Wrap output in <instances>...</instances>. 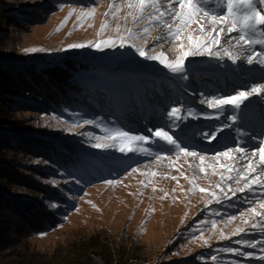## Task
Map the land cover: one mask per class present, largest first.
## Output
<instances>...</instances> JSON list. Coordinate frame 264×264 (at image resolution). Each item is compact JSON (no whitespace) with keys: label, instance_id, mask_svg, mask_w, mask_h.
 Instances as JSON below:
<instances>
[{"label":"rangeland","instance_id":"rangeland-1","mask_svg":"<svg viewBox=\"0 0 264 264\" xmlns=\"http://www.w3.org/2000/svg\"><path fill=\"white\" fill-rule=\"evenodd\" d=\"M126 3L0 0V7L10 9L6 14L11 13L26 28L21 33L10 29L8 16H3L0 9V36L7 34L5 42L0 41V62L30 74L40 71L45 77L50 66L65 68L73 76L72 83L67 81L64 86V95L68 96H58L52 102L46 93L41 95L52 93L45 82L35 87L36 92L23 89L11 94L12 101L23 100L25 106L8 107L0 102V124L5 125V133L16 135L13 143L20 150L12 165L21 171L24 183L33 181L39 189L31 192L27 187L21 194L33 198L30 210L36 211V222L46 227L28 239L31 255H38L36 260L16 252L0 264H72L84 250L96 254V262L104 264L97 254L104 247L114 254L125 248H140L139 259L122 264H264V208L260 206L264 203V159H249L236 151L235 160L216 168V175L211 176L206 167H215L219 159L226 161L233 151L228 156L217 153L237 147L245 153L256 149L236 138L233 122L230 125L220 118L209 121L213 108L201 103L206 98L220 97L235 84L245 88V80L251 85L264 83L259 63L245 69L248 66L243 58L233 66L225 55L227 49L233 56L242 57L245 47L251 46L229 42V37L236 34L221 32V43L209 49L211 55L189 56L183 73H173L158 60L140 56L129 46L132 40H126L121 48L119 37L127 36L125 29H135L134 42L143 46L147 55L165 52L175 60L182 41L190 46L185 42L190 30L201 35L200 25L206 32L213 25L205 23L207 18L194 24V18L181 40L173 41L164 21H174L166 16L155 25L147 21L135 25L131 18L125 19L129 11ZM113 4L121 9L115 18L109 8ZM91 9L95 10L91 18L78 19ZM102 24H107L103 32ZM144 26L150 28L146 36ZM222 27L216 24L218 30ZM157 36L164 37V41L157 43ZM107 39L115 40L114 46L68 47L89 41L95 45ZM28 48L42 50L25 52ZM263 101L264 97L254 110L264 117ZM29 103H37L38 109L30 108ZM173 107L181 109L177 115L184 119L167 115ZM189 112L202 117L200 124L183 135L179 129L189 121ZM158 128L199 155H185L175 145L154 136ZM216 129L225 130L226 138L214 147L194 142L197 135L206 138ZM117 130L149 139L132 142L134 151L121 152L119 139H107ZM97 144L111 146L95 147ZM52 151L57 154L54 156ZM253 163L255 168L258 166L256 171H247ZM2 165L0 171L11 166ZM201 168L207 172H201ZM238 173L256 181L250 183L251 190H229L243 185V180L240 185L236 183ZM201 188L207 191H199ZM2 215L14 217L8 211Z\"/></svg>","mask_w":264,"mask_h":264},{"label":"snow or ice","instance_id":"snow-or-ice-1","mask_svg":"<svg viewBox=\"0 0 264 264\" xmlns=\"http://www.w3.org/2000/svg\"><path fill=\"white\" fill-rule=\"evenodd\" d=\"M210 3H214V8L207 7ZM164 4H167V7H164ZM127 8L129 9L125 19L131 18L135 25H140L144 21H147L150 25H155L162 21V18L166 17L175 22V24H169L167 21H164V26L168 28V35L171 37V40H181V34L184 30L189 26V23L195 18L197 21L201 16L206 17L205 23H211L213 27L205 31L203 25L199 26V31L201 35H194L189 33L186 39L189 42V47H186L183 41L177 46L179 50V55L176 56L175 60H171L165 54V52L159 53V55H147L143 46H137L134 42L135 37V29L134 28H126L127 36L121 35L120 39V47H125L126 40H132L133 42L129 45L134 48L136 52L139 53L140 56L145 57L149 60H158L164 67L168 68L173 73H183L184 71V61L189 56H203L206 53L211 55L212 53L209 51L210 48L215 47L221 43L220 41V33L226 32L228 34L237 33L234 37H229V42L234 40L237 45H251L253 43L256 44H264V39H255L257 35L264 37V0H127L126 3ZM110 12L115 18L116 15L121 10L117 5L113 4L109 6ZM114 9V11H112ZM151 9V11H148ZM179 9V10H177ZM186 10V11H185ZM94 9L89 10L88 12H82L80 14V18H91L94 15ZM72 13H69L71 16ZM105 15H109V13H105ZM68 17H65V22ZM223 23L225 27L220 28L219 30L216 28V24ZM91 26V25H90ZM107 27V24L101 25V32ZM59 31V29H57ZM119 31V28L117 29ZM143 34L146 36L150 32V28L148 26H144L142 29ZM213 33H215V37H213ZM206 39H210V43H206ZM155 41L157 43H162L164 41V37L157 36L155 37ZM115 40L107 39L102 41H97L95 45L89 41L87 44L85 43H73L69 44V48H84L87 46H95L100 47L103 45L104 47L114 46ZM42 49L36 48H28L25 49V52H35L40 51ZM225 55H227L230 59H232L233 63H236L237 60L242 59L239 56H233L230 51L225 49ZM255 56V59H254ZM264 57V52L249 54L243 59H246L247 64L251 65L254 62L260 63L264 65V59H260ZM181 78H184L183 76ZM253 94L264 96V83L261 84H253L249 89L244 91H238L231 96H222L216 97L213 96L211 98H206L205 100H201V103H207L209 108L213 109H222L227 105H235L239 107L244 100L248 99V97ZM181 109L178 107H173L167 115L169 117H175L176 119H184L182 115H177L180 113ZM88 123H91L90 121ZM154 136L160 138L161 140L167 141L168 144L175 145L180 152H183L185 155L189 156H198V153L189 152L187 148L181 147L180 144L177 143L175 139L171 135L168 134L163 128L156 129L153 133ZM211 138H215V134H209ZM107 139L117 140L119 139L121 142L120 151H134L131 147L132 142L135 141H148V137L141 135H131L128 132L117 130L112 133ZM95 147H110L111 145H94ZM232 151L244 152L245 149L237 147L236 149L229 148L227 151L217 153L218 156H228ZM257 151L262 154V159H264V148H258ZM256 152H253L255 155ZM201 160L204 159L203 156L199 157ZM251 163V162H250ZM201 172H204L205 169L201 168ZM249 172H255L256 169L254 167L247 169ZM215 174V173H213ZM155 175V173H153ZM174 179V177H173ZM229 180L232 179L231 176L228 177ZM241 180L244 181L242 186H238L235 190L229 188L230 191H240L243 192L245 188L250 189V183L256 181H249V179L243 175L242 173H238V179L236 180L237 185H240ZM107 183L111 184L112 181H107ZM219 187V184L216 185ZM155 190V189H154ZM199 191H207L206 189H199ZM167 195V194H166ZM55 207V205H52ZM264 208V203L260 205ZM231 219H235L232 217ZM247 223V221H245ZM213 227H215V223H213ZM243 231V229H237V232ZM234 235L236 233H233ZM226 238V237H225ZM239 243V241H237ZM255 247V245H252ZM229 251H232L229 249ZM215 259V257H213ZM264 259V257H262Z\"/></svg>","mask_w":264,"mask_h":264},{"label":"trees","instance_id":"trees-1","mask_svg":"<svg viewBox=\"0 0 264 264\" xmlns=\"http://www.w3.org/2000/svg\"><path fill=\"white\" fill-rule=\"evenodd\" d=\"M0 9L3 16H8L7 23L12 25L10 29L15 28V31H19L20 33L26 29L23 24L18 23L16 17H13L11 13L6 14L10 10L8 7H0ZM6 37L7 34L1 35L0 41H3ZM46 73L47 77L42 75L40 71L30 74L29 71H23L20 67H12L9 63L0 62V102H5V105L7 104L8 107H10L9 105L11 107L16 105L25 106L23 100L21 102H16V100L12 101L11 94H14L16 90L23 89L29 90L30 92L34 89L33 92H36L35 87L38 84L41 85L42 82H45L46 85L44 86L51 87L52 89V93L49 92L47 94V92H41V95L46 93L45 97H49L51 99L50 102L57 99L58 96H68L64 95V92L66 93L64 86L67 81V84L72 83L73 76L71 75V71L65 68L58 69L50 66ZM60 80H64L65 82H60ZM73 85L75 86L74 83ZM29 106L30 108L38 109L37 103H29ZM4 128L5 125L0 124V165L4 166L2 165L4 162V164H10L11 166L5 167L0 171V260L8 258L17 252L27 255V257L29 256V260L32 261L36 260V256L38 255H31L28 239L31 234L41 233L46 227L36 222V219H38L35 214L36 211L30 210V207L32 209L34 206L33 203H35L33 198L24 197L21 192L22 190L25 191L27 187L30 188L29 190L31 192L39 189L33 181H30L28 184L24 183L22 181L21 171L19 170V172L12 165L13 163L16 164L17 160L15 159V155H18L17 153L20 150L13 143L14 139L17 138L16 135L5 133ZM55 153L57 154V152L52 151L54 156ZM21 154L24 155L25 153L22 152ZM60 158L63 159L64 157L62 156ZM45 193L47 194V192ZM23 202L24 205L21 204ZM5 211H8L9 216H14L13 219L2 215ZM11 212H13V215ZM123 250L122 252L119 250V253L114 254L110 249L104 247L97 254L101 255L104 264H122L128 261H135L140 258L138 255L141 256L140 248L135 249V251H131L130 248ZM95 259L96 254L94 256V254L87 253L84 250L79 253L78 258L72 264H99Z\"/></svg>","mask_w":264,"mask_h":264},{"label":"bare ground","instance_id":"bare-ground-1","mask_svg":"<svg viewBox=\"0 0 264 264\" xmlns=\"http://www.w3.org/2000/svg\"><path fill=\"white\" fill-rule=\"evenodd\" d=\"M213 5H214V3H213ZM214 7H215V5H214ZM177 10H179V9H177ZM203 19H206V17L201 16L197 22H193V23L194 24L202 23ZM218 24L220 27L225 26L223 23H218ZM188 27L190 28V27H192V25L189 24ZM189 33H192V30H190ZM233 34L237 35V33H233ZM255 39H264V37L257 35L255 37ZM185 42H188V41H185ZM250 46H251L252 50L250 49V47L248 48L246 46L245 47L246 50H245V52L241 58L246 57L249 54L264 52V44L253 43ZM254 59H255V56H254ZM261 59H264V57H261ZM243 60H244L243 62H246V59H243ZM228 61L230 63H232L233 66H235V64L238 63V60L236 63H233L232 59H229ZM245 64H247V63H245ZM247 66L248 67L245 69H248L250 67L249 64H247ZM227 74L231 75L232 73L229 71ZM261 76L264 78V65H263V68L261 71ZM257 78H258V76H257ZM243 85L245 88L242 89L240 86H238V84L237 85L235 84V87L233 89H231V90L226 89L225 92H223L220 97L231 96L234 93H236L237 91L247 90L246 88L251 86V84L247 80H245L243 82ZM263 97L264 96L253 94L252 96L248 97V99L244 100L243 103H241L239 105V107H236L235 105H227L224 108L219 109V110L213 109L211 111V113L209 114V117H210L209 121H213L214 120L213 118H218V119L220 118V120H223V121L226 120L228 122V124H230V125L232 124V122L235 124L236 130H237L238 140L243 144L247 143V145H249L252 149H256V151H253V152H256L255 155H253V153H250V152H248V153H245V151L243 152V154L245 156L248 155L249 159H251V158L253 159L254 157L257 158L259 156H262V154L259 153L257 151V149H258V147L261 146V144L264 143V131H262V133H260V130H259L261 122L262 121L264 122V117L260 118L259 112H254L252 110V107L255 109L256 106L259 105L260 100H263ZM261 106H264V101L261 103ZM189 113H190L189 121H186L184 126H181V128L179 129V133H181L183 135H187L186 133L189 130H191V128L193 126L195 128L198 124H200L199 122H200L201 117H202L200 114L197 115V113H195V112H189ZM194 128H193V130H194ZM212 133L215 134L214 139L211 138L210 135L207 136L206 138H202V137L197 135L196 137L193 138L194 142L201 143V145H203V146L205 145V146L214 147L218 141L225 140V138H226V132L223 129H216L214 131H211L210 134H212ZM262 148H264V146ZM236 155H238V153H236V151H233L232 156H229L226 159V161H224V159H219L217 162L215 159L214 160V161H216L214 163L215 167H213V168L210 167L209 169H207V167H206V170L209 171V173H211V176H215L216 175V168L219 170L220 166L225 164L226 162H229L230 159H233V161H234L235 160L234 158ZM178 161H180V160H178ZM255 166H256V163L255 164L253 163L254 168H255ZM256 168H258V166ZM179 171L182 172V170H179ZM207 171H205V172H207ZM213 173H215V174H213ZM263 188H264V185H263Z\"/></svg>","mask_w":264,"mask_h":264}]
</instances>
